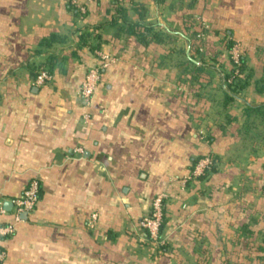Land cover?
I'll use <instances>...</instances> for the list:
<instances>
[{
	"label": "crops",
	"instance_id": "obj_1",
	"mask_svg": "<svg viewBox=\"0 0 264 264\" xmlns=\"http://www.w3.org/2000/svg\"><path fill=\"white\" fill-rule=\"evenodd\" d=\"M138 20L163 40L129 33ZM234 43L245 68L230 88ZM190 59L206 71L195 77ZM104 63L84 105L85 75ZM42 68L52 77L39 84ZM249 105H264V0H0V224L15 227L0 235V264L255 255L264 114ZM205 156L218 157L217 170L191 178ZM32 179L39 198L18 220L13 201ZM159 193L164 252L142 225Z\"/></svg>",
	"mask_w": 264,
	"mask_h": 264
},
{
	"label": "built area",
	"instance_id": "obj_2",
	"mask_svg": "<svg viewBox=\"0 0 264 264\" xmlns=\"http://www.w3.org/2000/svg\"><path fill=\"white\" fill-rule=\"evenodd\" d=\"M230 53L232 60L234 62H238L241 55L239 44L235 43L231 47ZM105 58H108V56L105 55ZM104 65L105 63L91 67L86 73L82 85L79 89V99L84 105L90 104L92 95L101 78V68ZM51 77V73L47 69L42 68L37 73L36 82L41 84L50 80ZM210 162L211 159L209 156L200 158L192 171V175L197 176L203 173L204 169L209 165ZM39 190V181L37 179H32L27 188L23 191L22 195L14 199L13 205L15 207L16 219H20V214L22 212L28 213L34 208L39 198ZM164 199L165 194H157L152 200L150 213L144 216L142 219V225L146 228L150 239L156 243H159L161 241L160 228L165 206ZM14 228V224H0V235H7L9 233H12L14 231ZM3 256L4 252H1L0 258H2Z\"/></svg>",
	"mask_w": 264,
	"mask_h": 264
},
{
	"label": "trees",
	"instance_id": "obj_3",
	"mask_svg": "<svg viewBox=\"0 0 264 264\" xmlns=\"http://www.w3.org/2000/svg\"><path fill=\"white\" fill-rule=\"evenodd\" d=\"M141 8H142L141 5L136 6L137 11H141L142 10ZM140 16L143 18L142 13L140 14ZM128 26H129L128 32L138 36V38L141 39L145 43H148L149 41H153V40L155 41L163 40L162 32L157 31L153 25H149L143 22L142 20L130 21ZM87 36H88V33L81 34V40H85ZM189 61L193 63V68H191L189 72H192L193 75L195 74V77H197L198 75L206 71V68L202 64L197 65L191 59ZM232 63H233V67L226 76V83L230 88H233L237 85L238 81L241 79V74L244 72L245 62H244V57L242 55V52H241L239 61L234 62L232 60ZM246 113L248 115L249 114H256V115L264 114V105H258V106L249 105L246 107ZM209 157L211 159V162L204 169L203 173L197 176L192 175V171L201 157L194 159L193 165L190 171L191 178L206 179L211 173L217 170L218 157L216 156H209ZM39 193H40V190H39ZM165 216L166 215H165V206H164L163 219H162L161 228H160V240L161 241L159 243H156L153 240H151L149 237V239L153 243H155L157 248L161 250L162 252L168 249L167 237L163 235L164 224H165V219H166ZM242 230L243 231L241 232V234L246 235L247 234L246 229H242ZM249 231L251 232V229ZM250 246L254 248L256 252L255 255H251L249 253L242 255L238 250L231 251L227 253L225 256H222V264H231L233 262L234 264H264V237L256 246H252V245ZM206 257L207 256H205L204 258L206 259Z\"/></svg>",
	"mask_w": 264,
	"mask_h": 264
}]
</instances>
